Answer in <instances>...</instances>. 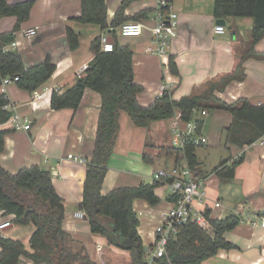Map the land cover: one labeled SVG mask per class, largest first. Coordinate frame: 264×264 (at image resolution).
Instances as JSON below:
<instances>
[{
  "label": "crops",
  "instance_id": "crops-1",
  "mask_svg": "<svg viewBox=\"0 0 264 264\" xmlns=\"http://www.w3.org/2000/svg\"><path fill=\"white\" fill-rule=\"evenodd\" d=\"M26 1L35 2L31 18L14 34L17 46L8 45L9 52L19 55L26 69L44 63L51 56L57 70L51 80L32 94L22 90L18 82L7 87V98L16 105L20 114L31 120L32 130L17 132L10 124L0 126V130L9 131L5 138V151L0 155V165L11 174L33 166L50 171L53 184L64 201L65 231L83 244L95 263L120 264L119 260L123 257L130 259V254L110 247L105 238L91 232L88 220L78 217L87 165L95 148L102 97L87 90L77 111H55L51 102L54 92L65 94L84 76L85 66H90L95 58L92 50L95 39L111 30L116 35L127 22H144L150 27L155 26L159 2L133 0L124 12L126 21L113 29L112 23L125 0H106L109 29L102 30L100 26L77 21L82 15V0H8V3L15 5ZM172 4L178 15L179 36L172 42L166 57L149 51L153 48L149 32L141 37H117L120 46H129L134 52L135 81L145 89L138 97L140 105L150 106L166 86L176 101L195 95L209 104H213L216 98L227 104L244 99L253 106L264 105V38L257 43L254 53L248 54L254 20L217 19L214 15L215 0H172ZM147 11L146 18L136 19L137 15ZM16 25V18H4L0 22V35L13 32ZM218 26L225 28L224 34L216 33ZM69 28L80 36V46L75 51H71L69 46ZM29 30H35L37 35L28 36ZM171 58L177 65L178 75L171 72ZM203 110L207 111V115H196L197 120L203 121L202 135L207 124L205 118L212 112V122L217 128L225 131L230 128L233 121L231 113L220 109ZM175 123L174 117L152 122L147 128H138L129 115L122 112L121 130L109 162L103 195L117 188L152 184L148 175L142 173L144 156L154 161L152 156L146 154L149 147L154 148L156 155L158 150L173 146L174 137L171 134ZM179 126L184 130L186 125L180 121ZM263 139L264 136L256 142ZM211 141L215 143V137L210 138L208 145ZM255 143L244 148L227 143L232 156L222 163L228 161L231 166L243 159L233 179L220 178L215 173L206 174L201 168L205 176L199 178L207 184L208 203L212 206L214 201L223 202L222 208L212 209V217L224 220L238 215L242 220L234 231L225 235L236 249L222 250L205 264H264V229L247 223L252 214H264V146ZM75 157L84 162L73 160ZM181 166H185L184 161ZM157 170L153 169L151 174ZM156 194L161 199L157 207H151L143 200H136L133 205L140 221L138 232L146 248L154 244L156 228L171 207L168 199L172 195L168 186L160 187ZM13 219L5 217L0 211V225L11 222L10 228L0 230V237L21 241L23 238L30 250L29 242L34 228L15 225ZM1 253L0 248V256ZM21 264L34 263L22 259Z\"/></svg>",
  "mask_w": 264,
  "mask_h": 264
},
{
  "label": "trees",
  "instance_id": "trees-1",
  "mask_svg": "<svg viewBox=\"0 0 264 264\" xmlns=\"http://www.w3.org/2000/svg\"><path fill=\"white\" fill-rule=\"evenodd\" d=\"M133 0H125L112 23L116 29L126 20L123 18L126 8ZM34 1L10 5L8 0H0V22L4 18L14 17L17 25L13 32L0 35V87L5 78L20 77L17 83L22 90L34 93L52 79L57 66L51 56L44 63L26 69L22 58L4 48L14 43V34L31 18ZM147 12L137 15L140 20L148 16ZM106 0H82V15L77 19L82 24L100 26L109 29ZM214 15L217 19L251 18L254 20L251 48L248 54L264 38V0H215ZM68 41L71 51L80 46V36L68 29ZM95 53L93 64L85 71L75 87L65 94L53 93L51 106L55 111L80 108L87 90H92L102 97L98 130L92 158L87 165L81 211L85 214L91 232L105 238L110 247H115L130 254L131 264H205L217 256L220 251H231L236 246L225 235L234 231L241 224V217L231 215L220 220L207 216L211 229L205 230L198 224L188 223L167 248L164 258L147 259V249L138 232L140 224L134 210V202L143 200L151 207H157L161 199L156 190L161 183H143L136 188H117L107 195L102 189L109 171V162L121 130L120 117L126 112L138 128H147L152 122L172 119L180 111L183 122L196 120L198 133H201L203 121L197 120L195 108L220 109L231 113L232 124L227 129V143L241 148L253 145L264 136V105L253 106L247 100L227 104L214 98V103H205L198 96L192 95L180 101L173 98L171 92L158 98L148 107L140 105L138 97L145 89L135 81L134 52L129 46H120L115 42V50L106 53L101 49V37L92 43ZM169 66L173 75H178L177 65L171 58ZM10 104L7 96L0 94V126L6 124L12 113L5 110ZM9 131L0 130V155L5 151V138ZM198 147L188 145L184 149L163 148V153L176 157V167L185 162L197 178H204L201 162L196 154ZM146 162H152L144 156ZM243 159L229 166L228 161L213 171L220 178L233 179L236 169ZM175 200L171 196L168 201ZM0 211L5 217H14L15 225L32 226L27 249L21 240L0 237V264H21L28 259L34 264H97L91 260L86 248L65 231V205L53 184L50 171L38 166L23 168L17 174H11L0 165Z\"/></svg>",
  "mask_w": 264,
  "mask_h": 264
},
{
  "label": "built area",
  "instance_id": "built-area-1",
  "mask_svg": "<svg viewBox=\"0 0 264 264\" xmlns=\"http://www.w3.org/2000/svg\"><path fill=\"white\" fill-rule=\"evenodd\" d=\"M159 6L156 12L157 23L150 27L144 22H127L124 23L115 34L107 33L101 37V49L106 53L115 50V42L118 36L121 37H141L145 32L152 35L151 43L153 45L150 52H154L160 57H166L172 45V42L179 36V21L178 15L174 12L172 0H158ZM217 34H224L225 28L218 26L215 29ZM28 36H36L35 30H29ZM17 46L16 43L11 44ZM4 52H9L8 47L4 48ZM89 66H85L86 71ZM20 77L5 78L0 87V94L7 96V87L13 83L19 82ZM169 91V87H163L158 98L164 96ZM157 98V99H158ZM5 110L12 113L10 120L6 124H10L14 131L29 132L32 130L31 120L18 112L16 105L8 104ZM195 115H207V111L195 108ZM179 111L175 118L176 123L173 126V147L184 149L188 145L196 147H205L209 144V139L198 133V124L196 120L185 123V129L182 130L179 126L181 119ZM255 145L264 146V139L255 143ZM77 162L83 163V160L73 158ZM153 182L161 183L162 186H168L171 195L175 196V200L171 202V207L162 217V222L156 228V238L152 246L147 249V259L152 263L154 259L164 258L167 255V248L172 239H174L182 229L188 224H198L205 230L211 229L210 220L207 216L209 210L214 208H222L223 202L214 201L211 206L208 203L209 192L207 184L204 180L197 178L190 169L186 166H179L168 173L165 170H158L152 175ZM200 206V207H199ZM78 217L83 219L85 214L81 211ZM247 223L252 226H258L264 229V214H252ZM11 227V222L6 221L0 225V230H6Z\"/></svg>",
  "mask_w": 264,
  "mask_h": 264
},
{
  "label": "rangeland",
  "instance_id": "rangeland-1",
  "mask_svg": "<svg viewBox=\"0 0 264 264\" xmlns=\"http://www.w3.org/2000/svg\"><path fill=\"white\" fill-rule=\"evenodd\" d=\"M127 116L128 114L124 112ZM213 112L211 113V115ZM209 116L205 119L206 121V126L204 129V136L209 139L210 143V138L215 137V143L211 141V144L206 146V147H198L196 150V154L199 158V160L202 162V170L206 174H213V171L220 166L222 161L225 159H228L232 156V151L230 152L228 144H227V134L226 131L223 129H219L216 127V125L212 122V116ZM200 116V115H198ZM214 124V125H212ZM172 138L174 137L173 134ZM170 144V143H169ZM214 145V146H212ZM173 147V146H172ZM149 151L146 152L147 155L152 156L153 160L152 162H146L144 161L143 163V171L142 173L148 175L149 181L152 180V171L153 169H158V170H165L168 173H171L174 171V167L176 164V157L173 155H166L163 153V151L160 149L158 150L157 154L155 155L153 152L154 148L149 147ZM152 150V152H150ZM234 152V151H233ZM157 170V171H158ZM85 218V217H84ZM23 241V238H21ZM149 260V259H148ZM120 264H131V260L128 257H123L121 260H119Z\"/></svg>",
  "mask_w": 264,
  "mask_h": 264
},
{
  "label": "water",
  "instance_id": "water-1",
  "mask_svg": "<svg viewBox=\"0 0 264 264\" xmlns=\"http://www.w3.org/2000/svg\"><path fill=\"white\" fill-rule=\"evenodd\" d=\"M91 64H93V62H92ZM85 220H87V218H86V217H85Z\"/></svg>",
  "mask_w": 264,
  "mask_h": 264
}]
</instances>
